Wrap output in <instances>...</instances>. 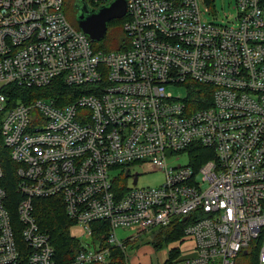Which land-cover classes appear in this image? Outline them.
Listing matches in <instances>:
<instances>
[{
  "label": "built area",
  "instance_id": "built-area-1",
  "mask_svg": "<svg viewBox=\"0 0 264 264\" xmlns=\"http://www.w3.org/2000/svg\"><path fill=\"white\" fill-rule=\"evenodd\" d=\"M63 3L0 0V264H105L124 245L119 229L177 218L174 264H264V0H235L230 24L203 18L200 0H126L122 48L110 52L67 20ZM58 79L77 91L64 104L8 92ZM192 83L208 93L189 97ZM168 84L185 85L186 97ZM181 151L189 162L169 166ZM136 164L163 170L164 181L118 183ZM51 197L80 228L64 262L35 216L34 200Z\"/></svg>",
  "mask_w": 264,
  "mask_h": 264
},
{
  "label": "rangeland",
  "instance_id": "rangeland-1",
  "mask_svg": "<svg viewBox=\"0 0 264 264\" xmlns=\"http://www.w3.org/2000/svg\"><path fill=\"white\" fill-rule=\"evenodd\" d=\"M94 8L98 6L96 3H90ZM63 11L67 20L77 28L76 16L80 12V0H64ZM200 11L203 18L208 21L218 24H230L234 21L236 14L235 0H200ZM126 17L121 19H112L108 22L107 31L105 36L93 42L92 46L96 50L102 52L116 51L122 48L121 43V32L125 38L124 33V22ZM166 91L170 92L173 96L186 97V88L182 84H168ZM166 162L169 166L184 165L189 162V153L187 151H181L173 153L171 156L166 158ZM130 174L119 180L118 183H123L127 187H153L158 186L164 181L163 170L153 169L149 165H132L130 168ZM121 172L119 168H112L109 171L111 177L117 176ZM137 173V174H135ZM205 183L202 187H205ZM161 227H153L145 230V233L138 240L133 239L131 244H124L123 249L127 251L128 264H132L134 261L139 260L140 255L145 254V263L150 264H164L168 255L169 249L177 248V242L162 244L160 247L150 244L151 235L153 232ZM132 234L131 230L117 231V236L124 239L126 236ZM145 235V237H144ZM135 237V236H134ZM145 238V243L140 241ZM139 251L142 254H139ZM135 264V263H133ZM144 264V263H143Z\"/></svg>",
  "mask_w": 264,
  "mask_h": 264
},
{
  "label": "trees",
  "instance_id": "trees-1",
  "mask_svg": "<svg viewBox=\"0 0 264 264\" xmlns=\"http://www.w3.org/2000/svg\"><path fill=\"white\" fill-rule=\"evenodd\" d=\"M120 36L122 39V43L124 40L122 32ZM8 92H10L11 95L19 96L22 99L31 96L50 97L56 99L59 104H64L67 101L72 100L73 97L77 94L76 89L67 86L59 79L53 81L49 86H46L43 89H32L30 92L27 89H23L21 87H11ZM204 92L208 93V89H205V87L203 86L201 87L199 84L192 83L189 88V97L199 98V96H202ZM196 151L198 152L200 150L196 149ZM8 168L9 165L6 168V178L7 183H9L8 189L11 195L16 196L13 176L11 172L8 173ZM34 201L36 219L40 228L49 233L52 245L54 247L55 257L60 262L71 259L74 256L75 252L79 249L80 241L70 233L69 227L71 223L64 213V204L62 202V199L58 197H51L39 198L35 199ZM104 224H106L104 223V221L95 222V228L93 231V235L95 236V238L99 239L102 244H106L103 234L104 231H98L97 227ZM182 228V222L177 218V220H175L171 226L159 228L158 230L153 232L149 243L160 247L162 244L174 243L178 241L180 242L181 236L183 234ZM140 241L145 243V238L141 239ZM178 254L179 251L177 250V248H174V250L172 248L169 249L164 264H174V260L176 259ZM250 256L252 257L253 255ZM127 262V251H125L123 247L121 248L118 246H113L110 248L109 260L105 264H128Z\"/></svg>",
  "mask_w": 264,
  "mask_h": 264
},
{
  "label": "water",
  "instance_id": "water-1",
  "mask_svg": "<svg viewBox=\"0 0 264 264\" xmlns=\"http://www.w3.org/2000/svg\"><path fill=\"white\" fill-rule=\"evenodd\" d=\"M125 14L126 0H113L98 8H91L85 0H80V12L75 19L77 27L95 42L105 36L110 20L121 19Z\"/></svg>",
  "mask_w": 264,
  "mask_h": 264
},
{
  "label": "crops",
  "instance_id": "crops-1",
  "mask_svg": "<svg viewBox=\"0 0 264 264\" xmlns=\"http://www.w3.org/2000/svg\"><path fill=\"white\" fill-rule=\"evenodd\" d=\"M69 230H70V233L74 236V233L76 232V233H78V232H80V228L78 227V225H70V227H69ZM122 230H126V229H122ZM132 231V234L131 235H133V236H135V237H133L132 239H127V237H129V236H126L125 238H124V242H123V244H131L132 243V240L133 239H136V240H138V238H141L142 236H143V234L145 233V230H139V231H136V232H134L133 230H131ZM121 238V237H120ZM122 239V238H121ZM177 244H179V241L177 242ZM139 254H142L140 251H139ZM138 259L139 260H136V261H134L133 263H135V264H150V263H145V254H143V255H140V257H138ZM132 263V264H133Z\"/></svg>",
  "mask_w": 264,
  "mask_h": 264
}]
</instances>
